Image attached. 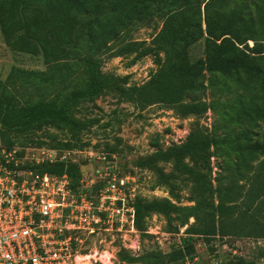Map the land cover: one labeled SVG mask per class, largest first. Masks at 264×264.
I'll list each match as a JSON object with an SVG mask.
<instances>
[{
    "label": "trees",
    "instance_id": "16d2710c",
    "mask_svg": "<svg viewBox=\"0 0 264 264\" xmlns=\"http://www.w3.org/2000/svg\"><path fill=\"white\" fill-rule=\"evenodd\" d=\"M227 1L0 0V28L7 45L16 51L34 55L43 53L45 62L53 71L56 68L62 70L56 77L48 71L30 72L14 67L6 80L0 78V137L3 145L12 149L18 146L13 133H28L48 126L68 128L76 138L78 132L89 123L77 120L73 109L80 101L92 100L109 88L119 90L122 96L143 106L165 103L178 107L183 115H201L207 112L211 104L202 99L186 101V97L205 88L203 79L206 74H209L210 82L216 77L237 82L246 77L251 84H264V16L260 25L256 26L252 20L244 19L238 9L228 11ZM154 15L161 18L162 26L150 43L146 40L125 41L116 52L118 55L134 53L132 63L146 55H154L159 68L147 82L125 86L127 78L119 83V78L102 73L100 59L87 54L88 84L72 89L75 64L61 62L57 58L60 43L71 46L73 34L78 32L80 35L83 31L90 51L100 49L133 20ZM202 38L205 40L206 56L193 61L190 48ZM250 40L254 41L253 45L249 44ZM20 74L28 79L21 81ZM16 78L21 82H16ZM36 92L40 95L34 99ZM65 93H68L67 96ZM232 139L228 135L211 138L202 131H193L182 144L157 149L137 162L140 167L158 171L161 183L167 184L171 191H174L177 180L183 175L191 179L194 183L192 198L196 203L194 206H180L170 198L147 200L139 195L135 202L137 228L146 232L145 219L153 213L171 218L174 213L185 212L187 221L194 217L195 222L187 228L182 244L173 245L168 253L150 251L136 257L122 248V261L131 264L137 260L144 261V264H171L176 261L179 264L192 260V264H198L194 261V254L200 239L218 232L221 235L237 234L239 231L264 235V214L260 216L253 212L256 208L264 207V182L248 190L243 197L236 182L226 184L222 178L219 186L214 187L210 169L196 167L206 161L212 146L219 149L225 143L238 158L236 167L245 163L247 152L254 157L256 144L242 143L240 140L234 142ZM43 143H38V146ZM59 145L58 148L55 145L51 148L62 153L75 149L77 142L73 143L70 139ZM103 152L108 159L118 154L114 151ZM218 152L225 155L222 150ZM88 161H46L31 168L55 175L67 173L72 186L77 188L83 177L81 165ZM161 162H172L173 170L166 173L159 166ZM124 163L125 171H129ZM101 185V182L95 185L94 193L99 191ZM240 200L245 201L243 209H240ZM232 264L254 263L239 258Z\"/></svg>",
    "mask_w": 264,
    "mask_h": 264
},
{
    "label": "rangeland",
    "instance_id": "374dc122",
    "mask_svg": "<svg viewBox=\"0 0 264 264\" xmlns=\"http://www.w3.org/2000/svg\"><path fill=\"white\" fill-rule=\"evenodd\" d=\"M243 6L247 8L244 9ZM226 7L228 11L238 9L244 19L252 20L256 26L260 25L264 16V0H228ZM140 18L129 23L116 38L110 39L107 45L101 46L100 49L95 48L90 51L83 31L80 35L78 32L73 34L74 41L71 46L65 43L57 46V58L61 62L75 64V69L72 70L75 75L72 89L88 84L89 77L85 62L87 54L100 59L102 73L119 78V83H123V80L127 78L128 83H125V86L141 85L151 78L159 68L154 55H146L132 63L134 53L126 55L116 53L125 41L146 40L150 43L162 26L161 18L156 15ZM249 44L253 45L254 41L250 40ZM190 54L193 61L206 56L204 38L191 46ZM14 67L30 72L48 71L56 77L62 72L58 68L53 71L45 62L43 53L34 55L13 50L7 45L0 28V78L6 80ZM24 76L20 74L21 81L28 79ZM247 80L248 78L243 77L240 82H237L233 79L216 77L213 82H210L209 74H206L203 79L205 88L190 93L186 97V101L202 99L211 104L207 112L201 115H183L178 107L165 103L143 106L135 100L125 98L119 90L109 88L92 100L80 101L73 109V115L77 120L89 123L78 132L76 138L68 128L62 126H48L28 133H13L12 137L19 147L38 148H51L53 145L58 148L59 144L71 139L73 143L77 142L72 152L75 153L73 156L78 162L88 158L95 162L99 152L114 151L118 153L116 155L119 164L122 165L125 162L129 172L136 176L142 198L147 200L170 198L180 206H194L196 204L192 198L194 183L191 179L183 175L177 180L174 191H171L167 184L161 183L158 171L140 167L137 162L150 156L157 149L182 144L193 131H202L211 138L228 135L234 138L232 139L234 142L240 140L242 143L256 144L254 157H251L248 152L245 154L246 164L240 163V167L235 166L238 158L231 152L227 143L219 149L212 146L204 163L196 165L193 161L189 162L197 168L210 169L214 187L219 186V180L222 178L226 184L236 182L240 185L239 188L245 197L248 190L264 182L262 174L264 173V164H262L264 159L262 148L264 147V84H251ZM21 81L16 78V82ZM67 94L65 93L66 96ZM39 95L36 92L33 98L37 99ZM40 142H44L42 146H38ZM218 150H222L225 155H220ZM103 160L100 161L101 168L104 164ZM89 163L90 160L87 164ZM159 166L166 173L173 170L172 162H161ZM244 202V200L239 201L240 209L244 208ZM253 212L261 216L264 214V207L256 208ZM186 221L185 212L174 213L171 218L159 213L148 215L145 219L147 230L140 231L141 247L135 252L127 251L136 257L150 251L168 253L173 245L182 244V238L187 235V228L195 222V218L190 217L187 223H184ZM75 235L78 238L76 245L81 249L80 252L108 248L116 255L114 264H131L129 261L120 259L122 247L119 234L102 231L92 235L84 234V232ZM194 258L198 264H232L239 258L254 264H264V235L240 231L237 234L221 235L218 232L198 240ZM133 262L132 264H144L141 260ZM192 262V260L190 263L183 261L179 264H192ZM171 264L177 263L174 261Z\"/></svg>",
    "mask_w": 264,
    "mask_h": 264
},
{
    "label": "built area",
    "instance_id": "2783aa9c",
    "mask_svg": "<svg viewBox=\"0 0 264 264\" xmlns=\"http://www.w3.org/2000/svg\"><path fill=\"white\" fill-rule=\"evenodd\" d=\"M72 151L8 149L0 144V264H114L116 255L108 248L80 252L75 235L79 232L110 231L119 234L122 248L135 252L141 247L135 206L138 182L116 154L108 159L99 152L95 162L88 158L93 169L82 173L77 188L67 173L31 168L46 161H78ZM98 182L102 185L94 193Z\"/></svg>",
    "mask_w": 264,
    "mask_h": 264
},
{
    "label": "water",
    "instance_id": "95a60500",
    "mask_svg": "<svg viewBox=\"0 0 264 264\" xmlns=\"http://www.w3.org/2000/svg\"><path fill=\"white\" fill-rule=\"evenodd\" d=\"M86 168H87V169H86ZM88 168L93 169V164L91 163V164H89V165L82 166V173H83L84 175H86V171H88Z\"/></svg>",
    "mask_w": 264,
    "mask_h": 264
},
{
    "label": "bare ground",
    "instance_id": "6f19581e",
    "mask_svg": "<svg viewBox=\"0 0 264 264\" xmlns=\"http://www.w3.org/2000/svg\"><path fill=\"white\" fill-rule=\"evenodd\" d=\"M86 264V263H85ZM89 264V263H88Z\"/></svg>",
    "mask_w": 264,
    "mask_h": 264
}]
</instances>
